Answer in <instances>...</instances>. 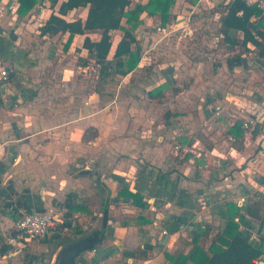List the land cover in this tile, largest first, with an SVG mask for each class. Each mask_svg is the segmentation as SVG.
Instances as JSON below:
<instances>
[{"label":"crops","instance_id":"0c3cea01","mask_svg":"<svg viewBox=\"0 0 264 264\" xmlns=\"http://www.w3.org/2000/svg\"><path fill=\"white\" fill-rule=\"evenodd\" d=\"M131 1L134 6L149 0ZM60 3L38 0L25 16L17 13L20 1L0 6V16L12 17L1 20L0 28L14 33L11 48L0 56V230L9 231L23 213L55 210L62 230L76 232L77 240L102 230L107 211L105 239L83 252L77 264H115L121 258L127 264H171L166 253H188L196 234L208 248L202 242L208 239L207 225L211 237L223 223L225 203H239L245 189L264 176V98L237 106L207 94L208 99L190 101L193 110L185 112L183 89L166 78L175 68L155 65L132 83L160 54L151 56L143 43L139 67L104 89L100 66L84 47L87 35L97 41L101 32L71 40L69 32L41 33L51 14H60ZM87 11L75 8L63 17L84 20ZM142 18L155 26L161 22L147 12ZM162 51L161 57L168 47ZM2 69L9 72L6 81ZM163 84L164 96L150 98L149 91ZM238 121L242 142L231 131ZM124 189L140 194L143 206L121 195ZM9 248L0 253V264L16 255Z\"/></svg>","mask_w":264,"mask_h":264},{"label":"rangeland","instance_id":"374dc122","mask_svg":"<svg viewBox=\"0 0 264 264\" xmlns=\"http://www.w3.org/2000/svg\"><path fill=\"white\" fill-rule=\"evenodd\" d=\"M185 1L189 4L191 2L189 0L178 1L169 26L164 28L155 26L152 21L150 22L146 18L144 23L139 26L136 34L140 42L144 44V49L149 50L151 56L157 52L160 54L152 58L151 64H147L148 67L143 65V69L140 68L141 70L133 75V82L132 80L131 82L136 83V79L146 75L148 68L154 69L158 64L175 68L166 78L175 86L183 89L179 96L182 101L181 109L185 112L193 110L190 101L193 103L201 98L208 99L207 94L210 96L209 99L228 100L237 106L244 99L264 98V46L258 48L251 44V47L246 49L242 45L231 46L225 41L220 30L223 0H198L194 6H192L193 4L191 6L184 4ZM6 17L9 18L10 14H1L0 23L3 22L1 20L6 22ZM148 21L149 25L146 24ZM12 32L10 28H0V35L10 36V40H0V56L4 52L7 54L11 48V43L14 40ZM112 36L113 41L117 42L124 38L125 34L121 30H115L112 32ZM153 42L156 44L153 45ZM149 46L152 47L148 48ZM164 47H168V52H165V55L161 57ZM206 85L213 88V91L206 93ZM217 86L224 87L215 89ZM257 94L260 95L257 96ZM226 110L227 108H225V112ZM258 183L257 186H248L243 196L248 203L260 201L264 211V176ZM102 215L99 214L96 220L98 224L101 223ZM15 223L9 231L0 230V253L4 252L3 248L7 246H10L9 251L16 253L15 256L8 257L7 264H53L60 247L72 243L77 237L76 232L64 231L58 227L56 232L49 233L44 237L20 242L18 239L13 244H8L9 238L16 233ZM72 224L79 225L77 221ZM240 224L248 239L252 243L258 244L259 221L245 215ZM91 227L92 225L87 232ZM111 240L112 238H109L107 242ZM202 242L207 246L209 244L208 239H203ZM122 252L131 253L125 248H122ZM121 256L124 257V255ZM121 259H115V264H127L125 260Z\"/></svg>","mask_w":264,"mask_h":264},{"label":"trees","instance_id":"16d2710c","mask_svg":"<svg viewBox=\"0 0 264 264\" xmlns=\"http://www.w3.org/2000/svg\"><path fill=\"white\" fill-rule=\"evenodd\" d=\"M44 1V0H41ZM53 4L61 1L59 13H52L48 21L41 27L42 34L55 35L69 32V40L76 34L101 32L97 41L87 35L84 47L100 66V84L113 88L122 76L139 67L143 60L142 44L137 37V30L143 23L142 15H158L161 19L159 27H165L173 18V5L177 0H149L146 4L132 5L131 0H51ZM196 4L197 0H190ZM38 3V0H20L17 13L25 16ZM220 13V30L226 42L231 46L242 45L249 49V44L262 48L264 46V11L258 5H249L244 0L222 1ZM75 8H87V16L83 20L77 18L69 21L63 17ZM113 30H121L125 37L121 38L113 48ZM70 42V41H69ZM113 51L112 58L109 55ZM166 84L149 91L150 98L163 97ZM180 88H176L179 91ZM239 142L243 141L244 130L238 121L231 129ZM88 132V131H87ZM86 133L84 140L96 136ZM133 198L135 205L143 206L140 194L124 189L121 195ZM244 214L259 221V243H252L241 229V207L237 201H228L222 208V225L210 237L211 226L203 235L210 240L208 248L200 244L202 235L193 238V247L188 253L173 255L166 253L171 264H257L264 254V211L260 201L246 203ZM64 224H60L62 229ZM146 253V252H143Z\"/></svg>","mask_w":264,"mask_h":264},{"label":"built area","instance_id":"2783aa9c","mask_svg":"<svg viewBox=\"0 0 264 264\" xmlns=\"http://www.w3.org/2000/svg\"><path fill=\"white\" fill-rule=\"evenodd\" d=\"M11 1L20 0H0V6H6ZM231 1V0H227ZM249 5H258L264 11V0H244ZM16 10V7H13ZM1 78L6 81L9 78V72L6 69L1 70ZM245 127H249V123L246 122ZM232 139V137H230ZM92 143V142H90ZM247 203L246 198L242 197L239 200V206H243ZM60 217V218H59ZM62 218L55 210H50L47 212H27L21 214L16 220V233L11 236L8 240V244H13L19 239L18 242L22 240H29L31 238H40L48 235L49 233L56 232L59 224H61Z\"/></svg>","mask_w":264,"mask_h":264},{"label":"water","instance_id":"95a60500","mask_svg":"<svg viewBox=\"0 0 264 264\" xmlns=\"http://www.w3.org/2000/svg\"><path fill=\"white\" fill-rule=\"evenodd\" d=\"M107 222L108 214L106 211L103 229H95L70 244L62 245L56 253L53 264H77V259L83 252L94 249L96 244L102 242L105 239L107 235ZM257 264H264V254L261 256V259L257 261Z\"/></svg>","mask_w":264,"mask_h":264}]
</instances>
